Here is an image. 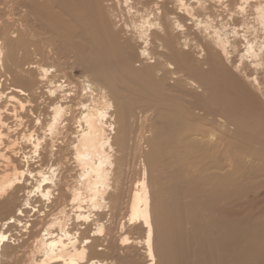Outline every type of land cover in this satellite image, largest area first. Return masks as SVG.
Wrapping results in <instances>:
<instances>
[{"label": "bare ground", "instance_id": "obj_1", "mask_svg": "<svg viewBox=\"0 0 264 264\" xmlns=\"http://www.w3.org/2000/svg\"><path fill=\"white\" fill-rule=\"evenodd\" d=\"M263 171L264 0H0V264H264Z\"/></svg>", "mask_w": 264, "mask_h": 264}, {"label": "rangeland", "instance_id": "obj_2", "mask_svg": "<svg viewBox=\"0 0 264 264\" xmlns=\"http://www.w3.org/2000/svg\"><path fill=\"white\" fill-rule=\"evenodd\" d=\"M125 17V16H124ZM30 26H32L31 24H30ZM121 36H123L124 37V35H121ZM53 42V41H52ZM242 44H244V42L242 41V43H241V45H240V47L242 48L243 47V45ZM53 46H54V43H53ZM59 47V46H58ZM57 47V45H56V50L58 51V48ZM58 48V49H57ZM65 52H67V50H65ZM82 73H83V71H82V69H74V75H76V76H80V75H82ZM133 112H135V110L133 111ZM135 114V113H134ZM199 117V116H198ZM200 118V117H199ZM134 120L136 121V123H137V119H136V114L134 115ZM190 121H192V119L190 120ZM132 125V127L130 126L129 128H128V140L126 141V143H127V147H126V149H125V154H126V157H124V160L126 161V165L124 166V168H123V176H122V181L123 180H125V181H129V182H122L123 183V186L125 187V186H131V184L133 185L132 186V188L134 187V185H135V178H136V176H135V174H136V172H138V170H140V168H141V163H140V158H137V159H134L132 156H133V152H134V143L136 142V139H134L135 138V136H136V131H137V125H135V124H131ZM133 125H135L136 126V130H134V127L135 126H133ZM148 132L147 131H143V133H142V142L141 143H143V144H141V146L140 147H142V149H143V151H145L146 150V153L144 152L143 153V155H146L147 156V154H148V147H147V144L148 143H145L147 140L145 139V141H144V136L145 137H147V134ZM145 134V135H144ZM129 136L132 138V139H134V141L130 138L129 139ZM118 137V136H117ZM119 139V137L117 138V140ZM129 141V142H128ZM129 144V145H128ZM132 144H134V145H132ZM228 144H229V142H228ZM131 146V147H130ZM133 146V147H132ZM230 147V146H229ZM231 148V147H230ZM227 148H225V150H226ZM219 150V151H216L217 153H218V155H213L215 158L214 159H218V160H215L214 162L212 161L213 160V158H212V160H211V162H210V165L214 168H212V167H210L209 166V168H210V170L211 169H213L211 172L213 173V174H215L216 176L217 175H219L220 173L221 174H223V172L227 169L228 170V168L225 166L226 165V163L227 162H230V163H232L233 162V160H234V157H233V155H231V154H233L232 153V151L234 152V150L231 148V150L228 148V150ZM133 151V152H132ZM228 151V152H227ZM226 152V153H225ZM131 153H132V156H131ZM228 153V154H227ZM224 154V155H223ZM165 155H167V152H165V154L163 153V151H162V153L160 154V157H164ZM231 155V156H230ZM145 156V157H146ZM212 156V157H213ZM218 156V157H217ZM168 157V156H167ZM167 157H165L164 159H167ZM170 157V156H169ZM228 157H230V159L228 158ZM226 159V161H222L223 159ZM130 159V160H129ZM131 159L134 161V163H133V161H131ZM144 159V157L142 156L141 157V160H143ZM224 159V160H225ZM139 160V161H138ZM168 160V159H167ZM167 160H164L163 161V159L161 158L160 159V161H162V163L163 162H167L168 163V161ZM220 160L222 161V162H220ZM228 160V161H227ZM230 160V161H229ZM220 162V163H215V162ZM167 163H163V164H161V166H163V168L165 169V167L167 166L168 167V164ZM221 163H223V164H221ZM68 165H69V161H68V163H67ZM221 164V165H220ZM160 165V164H159ZM164 165H166V166H164ZM35 166V165H34ZM139 166V167H138ZM161 166H158V167H161ZM166 167V168H167ZM224 167H226V168H224ZM43 168H45V166H43L42 167V169ZM127 169V170H126ZM138 169V170H137ZM159 169V171H161V170H163L162 168L160 169V168H158ZM219 169H222L221 170V172H220V170ZM200 171V173L199 174H201L202 173V176H203V169L202 168H200L199 169ZM226 170V171H227ZM159 171H156L155 173H151V175L153 176V177H155L156 175H157V173H159ZM214 171V172H213ZM263 173H264V171H263ZM133 175L135 176V177H133ZM127 176V177H126ZM201 176V175H200ZM126 177V179H124ZM129 177V178H128ZM68 180V181H67ZM131 181H132V183H131ZM124 183H127V185H125ZM66 184H68L69 185V177L66 179ZM155 186V184H153V187ZM124 187H122V189H124ZM156 187V186H155ZM154 187V189H155V191L156 192H154V195H155V193H156V195L154 196L155 198H156V196H157V194H158V192H157V188H155ZM66 188L67 187H64V189L63 190H66ZM154 191V190H153ZM21 195V193L19 194V196ZM125 197H124V196ZM122 195V197L124 198H122V200H121V202L120 203H123L122 205L120 204V207H119V209L116 211V214H118L117 216H116V218L118 217L119 218V220H124V217H125V215H126V212H127V208H126V206H127V200H128V198H127V193L126 194H123ZM259 195V196H258ZM260 194H257V195H255L253 198H247L246 199V197L245 198H241V199H238L237 200V202L235 201L234 203H233V208L234 209H236V210H242L243 209V207H247V205H249V204H251V203H253V202H255V199H259L260 198ZM125 198H127V200L125 201ZM157 199H158V197H157ZM249 199V200H248ZM182 200V202H183V198L181 199ZM123 201V202H122ZM240 201V202H239ZM247 204V205H246ZM39 204H35V206H38ZM66 205V204H65ZM241 205V206H240ZM67 206V205H66ZM47 210H49V208L47 209ZM46 210V211H47ZM68 210H69V207H68ZM126 211V212H125ZM67 212H69V211H67ZM31 215L33 214V212H31L30 213ZM29 214V215H30ZM210 213H207V215H209ZM4 215V214H3ZM2 216V215H1ZM5 216V215H4ZM3 216V217H4ZM254 216L255 217H259V214H258V212L257 213H255L254 214ZM120 217H122V219L120 218ZM118 218H117V220H118ZM184 225H186V222H184ZM91 229V228H90ZM142 232L141 231H139L138 229H136L134 232H132L131 234H129V237H131L132 239H134V240H140V238H142ZM2 259V258H1ZM2 261L3 260H1V263H2ZM14 264H18V263H14ZM128 264H130V263H128Z\"/></svg>", "mask_w": 264, "mask_h": 264}, {"label": "snow or ice", "instance_id": "obj_3", "mask_svg": "<svg viewBox=\"0 0 264 264\" xmlns=\"http://www.w3.org/2000/svg\"><path fill=\"white\" fill-rule=\"evenodd\" d=\"M37 123L39 124L40 122L37 121ZM45 199H47V197H45ZM73 204H75V200H73ZM7 237H4V239H6ZM84 243H87V241H84Z\"/></svg>", "mask_w": 264, "mask_h": 264}]
</instances>
